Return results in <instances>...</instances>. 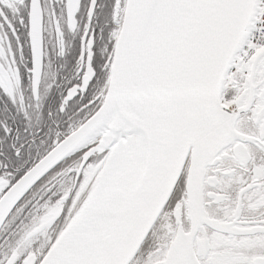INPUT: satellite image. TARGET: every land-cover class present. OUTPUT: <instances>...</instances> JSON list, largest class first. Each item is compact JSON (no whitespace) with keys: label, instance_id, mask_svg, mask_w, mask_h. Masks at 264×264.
Here are the masks:
<instances>
[{"label":"snow or ice","instance_id":"1","mask_svg":"<svg viewBox=\"0 0 264 264\" xmlns=\"http://www.w3.org/2000/svg\"><path fill=\"white\" fill-rule=\"evenodd\" d=\"M0 264H264V0H0Z\"/></svg>","mask_w":264,"mask_h":264}]
</instances>
